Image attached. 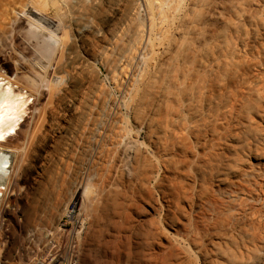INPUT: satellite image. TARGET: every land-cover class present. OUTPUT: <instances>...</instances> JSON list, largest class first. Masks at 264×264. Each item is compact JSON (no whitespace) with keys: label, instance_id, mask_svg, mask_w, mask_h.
<instances>
[{"label":"rangeland","instance_id":"obj_1","mask_svg":"<svg viewBox=\"0 0 264 264\" xmlns=\"http://www.w3.org/2000/svg\"><path fill=\"white\" fill-rule=\"evenodd\" d=\"M33 6L41 10L35 0H0V84L18 88L13 93L22 117L8 128L10 138L0 136V264H256L260 255L264 261V246L258 249L264 245V116L255 108H228L237 84L264 77V0L258 13L251 10L254 22L243 25L256 31L242 36L247 41L233 58L247 62L239 72L251 78L240 75L227 89L233 94L218 101L219 113L194 102L200 112L183 111L187 115L169 126L162 97L142 96L144 84L161 80L165 31L147 22L124 66L97 63L90 79L104 91L87 120L69 132L68 124L56 131L68 111L54 97L66 80L59 82L53 65L72 31L65 23L50 29L35 16L33 25L27 13ZM145 8L143 2L146 16ZM252 77L257 80L247 81ZM51 122L55 147L42 156ZM187 125L209 132L195 139ZM174 133L180 135L174 139ZM183 135L190 149L177 145Z\"/></svg>","mask_w":264,"mask_h":264},{"label":"bare ground","instance_id":"obj_2","mask_svg":"<svg viewBox=\"0 0 264 264\" xmlns=\"http://www.w3.org/2000/svg\"><path fill=\"white\" fill-rule=\"evenodd\" d=\"M142 1L143 0H35V4H39L40 9L48 12L50 14L49 16L42 15L40 13L41 10H39L38 7L37 8L39 11L37 10V8L35 9L34 6L28 7L29 11L27 13L28 17L31 20L33 19V16L38 17L39 21H43V23L46 24L50 29L55 26L57 27L62 23H65L67 25L66 28L68 27V31H72V37L70 39L68 37L67 40L65 39L63 41L60 56L53 65L54 76L58 78V80H66V85L62 89H60V91L57 92L56 95H54L55 92L53 91V95L57 98L58 102H64L68 111V114H66L62 118V120H60L61 123L59 122V120H57L60 123L58 127H56V129L59 128L58 130H56L57 132L61 129L60 127L63 124L69 125V130L66 128L68 132L71 129L76 130L79 126V123L81 124L87 120L89 113L93 111L94 104L97 102H95V100L98 98L99 91L103 90H100V88L92 85L90 79L91 72L95 68H97V63L100 61L105 62L109 66L111 65V67H114L115 70L124 66L123 61H126L129 57L131 58L130 55L131 52L134 51V47L141 43L140 40L143 39L144 35L142 26H145L147 22L150 24H160L163 29H165L164 33L162 34V40H164V42L162 56L160 57L161 65L158 69L157 75L161 77V80H158L159 78L157 77V82L160 83L161 81V83L159 84L152 80L153 82L150 81L151 83H147L148 85L144 84V86L147 87H144L146 88L145 91H142L144 89L141 90L143 92V94H141L142 96L155 94L156 97H158V95L160 98L162 97L160 99V102L162 104L165 103L164 106L166 107V110L169 111L167 112L168 116L166 121V123L169 122V126H172V124L175 122L177 123V121H181V118L185 117L187 114L190 115V110L193 109L194 102H198L199 106L208 105L209 108L207 107V109H209V112H212L214 110L213 108L216 109V107H219V105L221 104H219V102L222 101L221 99H225V97L222 98V96L228 93V91L233 90L232 88L230 89V87H233V85L235 86L236 83L239 82L237 80L240 79L239 77L242 74L239 71H242L241 68L246 67L247 62L245 63L243 61L242 63L240 60L239 63V61H236L233 58L237 56L239 52L238 50L241 49V44L245 43L246 39L244 40V38L248 39L250 36L249 32L255 30L253 29L249 31V27L247 29L244 26H247L248 21L249 23L254 22L253 20H251L253 19L251 18V10L257 11L259 9V0H144L143 2L146 5L144 12H147L146 16L143 13ZM258 11L256 13H258ZM254 13L255 12H253V14ZM255 15L253 17L257 18ZM261 19L264 20V18ZM32 21L33 22L31 23L33 25H36L38 23L37 21L36 23L34 19ZM256 21L258 22L257 19ZM261 23H263V21ZM249 25L252 26V23ZM256 25L257 23L255 24V26ZM259 30L260 27H258L257 32H259ZM257 32L256 34L259 37L261 32ZM237 33L239 34L237 35L238 37L236 36ZM242 36H244V38ZM261 52L259 53L261 54ZM262 58L264 59V56ZM235 59H237V57ZM230 60L234 62L236 61V64L238 62L239 65L235 67L236 64L233 63V67L230 63ZM164 63L168 66L165 67ZM241 63L243 67L241 66ZM34 65H36V63ZM260 74H262V72H260ZM244 75L241 76L243 77ZM246 75L248 74L246 73ZM256 76L258 77V75ZM245 78L248 79L251 77L246 76ZM254 78L247 81L252 82L253 80H257V78ZM3 79L5 80V78ZM245 81H243L242 79L241 82L243 83ZM254 82L255 81H253L252 84L246 83L245 85L237 84L239 85L238 90H236L235 92L232 91L236 93V95L233 93H228L229 96L230 94H233L231 104L230 102H228L230 101V99L227 101L229 103L228 108L230 107L232 108V110H236L240 105L242 108H255L254 110H257L258 115L263 117L264 77L260 76V80H257L255 84ZM1 88L2 85L0 84V136L5 141L6 138H10L12 136L11 133L14 131L8 128H10L11 126V128H14L15 123L22 117L20 114V106H17L18 104L16 103L17 99L19 98L15 96L17 94L13 93L18 88L15 85L10 86L8 90H3V88ZM228 88L230 90L227 91ZM25 89L23 90L25 91ZM213 94L215 95L213 96ZM21 95L24 94L21 93ZM142 96L140 98H142V100L146 102L145 98L147 96H145L144 99ZM169 100V103H171L172 100V105L168 103ZM140 102H142L141 99L137 102V105H143L144 102L138 104ZM25 104H23V106ZM146 105L147 104H145V106ZM198 105L194 107V109L195 111L197 110L198 112H200V110L197 109ZM204 106L200 108L204 110ZM211 106H214L212 108L213 110H210ZM220 106H222L223 108V104ZM149 107L147 105L146 108L148 109ZM225 107L226 106L224 105V109ZM151 108H149V110H151ZM218 109H216L215 111L218 112ZM229 109H226V111H229ZM183 111L187 112L186 115L184 113L185 116H182L181 114L183 113ZM226 111L225 113L228 115ZM230 112L233 113L234 111H231L230 109ZM194 113H192V115ZM222 113L225 115L224 112ZM231 113L229 114L232 115L230 117H234L235 115L233 116V114ZM197 114L195 113L193 116L195 117L196 115L197 117H199L200 113L198 115ZM223 114L220 115V118L224 116ZM214 115L212 114V116ZM225 116L223 118H226ZM205 118L206 117H204V119ZM54 120L52 121L54 122ZM216 120L218 119L216 118ZM57 121L55 120L56 123ZM211 121H207L208 125L210 123L209 126H211V123L213 121L214 124L216 123L215 120H213L212 122ZM53 122L49 124L48 129H46L45 131L47 137L44 145H41L42 147L40 149L42 156L46 155L49 152L50 148L54 146V136L50 132L51 128L54 127ZM65 127L66 125L64 126V128ZM194 127H189L187 125L185 129L188 128L187 132L190 131L192 133V136L195 135V139L199 135H203L201 134L202 132L206 134L205 131H207L206 129L208 128L207 126V128L204 129L205 131L201 132V130H203L201 129V127V130L197 127L198 130L196 129V131L193 130ZM65 132L67 133V131ZM184 132H182V134ZM207 132H209V130ZM178 134L180 135V133ZM178 134L175 135L174 133V137L173 135L172 137L175 139V136L178 137ZM184 135L183 137L181 136V139L177 138L176 141H178L177 145H181L184 148L186 147L185 149L187 150V148L190 149V145H188L187 142L188 136L186 137ZM173 138L171 140L172 142H175L173 141ZM1 146L3 145L0 144V157L3 155ZM174 147L180 148V146ZM129 150L130 157L138 160V152L132 149ZM186 150L185 152H187ZM261 245H258L259 247L261 246V248H258L260 250L264 248V245L262 243ZM257 252H259V250ZM255 255L257 254L255 253ZM260 256L259 260L255 259L258 260L256 264H264L262 256ZM253 257L257 258V256Z\"/></svg>","mask_w":264,"mask_h":264}]
</instances>
